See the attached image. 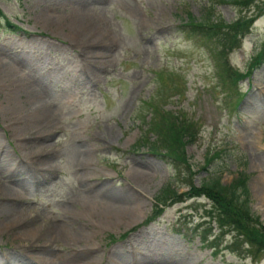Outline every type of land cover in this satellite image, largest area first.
<instances>
[{"label": "rangeland", "instance_id": "rangeland-1", "mask_svg": "<svg viewBox=\"0 0 264 264\" xmlns=\"http://www.w3.org/2000/svg\"><path fill=\"white\" fill-rule=\"evenodd\" d=\"M210 9L226 22L239 11L223 0H0V264H264L219 233L204 196L168 201L144 223L176 185L165 156L134 146L152 121L148 101L197 120L185 146L194 183L245 172L264 222V14L227 57L250 72L223 83L183 31L188 14ZM114 193L121 212L109 210ZM11 207L24 210L11 220Z\"/></svg>", "mask_w": 264, "mask_h": 264}, {"label": "trees", "instance_id": "trees-1", "mask_svg": "<svg viewBox=\"0 0 264 264\" xmlns=\"http://www.w3.org/2000/svg\"><path fill=\"white\" fill-rule=\"evenodd\" d=\"M223 1L233 4L239 10L232 21L226 22L219 16H215L210 9L201 16L199 21L188 14L189 22L183 24V31L189 38L200 40L204 44L212 62L218 69L217 72L221 73L220 79L223 83L227 80L236 83L246 77L250 71L234 70L227 60L228 54L241 45L244 36L250 32L254 20L264 14V0ZM6 26L17 28L9 20L6 21ZM261 58L262 54L253 63H259ZM148 102L153 110L152 121L148 125L147 132L142 134L134 146H141L145 143L150 151L162 157L165 156L175 170L173 181L176 185L169 182L158 192L154 199L153 210L144 223L159 215L162 206L167 205L168 201H176L184 198L183 196H204L210 202L205 212L208 219L216 223L219 233L232 231L234 240L246 243L249 253L254 258L264 254V222L251 210L246 173L240 171L228 184H224L221 179L215 177L196 185L192 180L196 172L193 170L185 146L196 139L197 120L194 121L185 112H171L161 106L153 105L152 101ZM218 153L219 151H215L212 155L216 156ZM209 157H204L206 163L211 160ZM177 185H182L187 189L184 192H177ZM202 233V241H207L208 237L213 234L212 227L210 226ZM215 239L208 242L210 247L216 246Z\"/></svg>", "mask_w": 264, "mask_h": 264}, {"label": "bare ground", "instance_id": "bare-ground-1", "mask_svg": "<svg viewBox=\"0 0 264 264\" xmlns=\"http://www.w3.org/2000/svg\"><path fill=\"white\" fill-rule=\"evenodd\" d=\"M85 15H86V14H85ZM80 19H81V17H80ZM81 20H82V19H81ZM79 23H80V22L77 21L76 25H78ZM84 24H85V23H84ZM79 25H80V24H79ZM79 25H78V27H79ZM82 26H83V25H80V27H82ZM91 29H92V28H91ZM92 30H93V29H92ZM92 30H91V31H92ZM81 31H82V30H81ZM93 34H95V33H93ZM90 35H91V34H90ZM92 36H93V35H92ZM98 36H99V35H98ZM88 37H89V36H87L86 38H88ZM90 37H91V36H90ZM90 37H89V38H90ZM97 40H98V39H97ZM99 40H100V39H99ZM7 76H13V75H12L11 72H7V71H6L5 75L3 74V75L1 76V77H3V79H4V82H5V81L9 82L10 78L7 79V78H6ZM11 78H12V77H11ZM13 78H14V77H13ZM12 80H13V79H12ZM5 83H6V82H5ZM10 84H11V83H10ZM34 102H35V101H34ZM36 104H37V103H36ZM38 104H39V102H38ZM41 105L43 106V104H41ZM37 106H38V105H37ZM40 107H41V106H40ZM40 107H39V108H40ZM43 108H44V107H43ZM35 110H36V107H35ZM48 111H49V110H48ZM46 112H47V111H46ZM16 115H17V114H16ZM47 115H48V114H47ZM31 119H32V118H31ZM48 126H49V125H48ZM36 127H37V126H36ZM42 127H44V126H42ZM37 128H39V127H37ZM51 133H52V132H51ZM45 134H46V133H45ZM47 134H48V133H47ZM42 135H43V134H42ZM42 135H41V136H42ZM36 136H37V135H36ZM44 136H45V135H44ZM105 140H106V139H105ZM39 146H40V145H39ZM43 148H44V147H43ZM45 148H46V147H45ZM78 150H79V149H78ZM74 151L76 152V149H75ZM80 151H81V150H80ZM38 152H39V151H38ZM50 152H51V151H50ZM77 152H78V151H77ZM81 152L83 153L84 151H81ZM41 153H42V152H41ZM43 153H44V151H43ZM71 154H72V151H71ZM79 155L81 156V153H80V152H79ZM84 159H85V157H84ZM79 160H81V159H79ZM45 162H46V161H45ZM82 162H83V161H82ZM87 164H88V163H87ZM42 165H43V164H42ZM42 165H41V166H42ZM78 165H79V164H78ZM82 165H83V164H82ZM47 166H48V165H47ZM88 171H89V170H88ZM83 175H84V174H83ZM140 177H141V175H138V176H137V178H139V179H140ZM3 186H4V185H3ZM0 187H1V186H0ZM12 190H13V189H12ZM12 190H11V191H12ZM2 192L4 193V196H5V197H8V198H9V197L12 196V195H10L9 192H7L6 190H3V189H2ZM11 193H12V192H11ZM110 195H111V194H110ZM116 195H117L116 193H114V195H111L112 197L114 196V200H115V201L112 202V201L110 200V205H111V206H110V209H109V210H112V211L114 210L115 212H121V208H122V206H121V204H120V203H121V201H120V196H116ZM118 195H119V194H118ZM14 197H15V196H14ZM116 198H118V200H116ZM85 201H86V200H85ZM83 204H84V203H83ZM89 205H90V204H89ZM94 205H96V204H94ZM80 206H82V205H80ZM123 206H124V204H123ZM107 207H109V206H107ZM25 209H26V208H25ZM81 209H82V208H81ZM88 209H89V208H88ZM88 209H87V210H88ZM3 210H4V211L7 210V211H8V212H7V216H8L9 218L11 217V218H10L11 220H14V218H17L18 215H20V214H19V210H20V213H21V212H23L24 209H17V210H16L15 208H12V207H11V208H8V209H6V210H5V209H3ZM82 210H83V209H82ZM89 210H90V209H89ZM123 210H124V209H123ZM4 211H3V212H4ZM3 212H2V213H3ZM24 212H25V211H24ZM21 214H22V213H21ZM63 217H64V216H63ZM64 218H65V217H64ZM64 218H63V219H64ZM15 220H16V219H15ZM12 222H13V221H12ZM63 222H65V221H63ZM5 224H6V223H5ZM5 224H4V225H5ZM18 224H19V223H18ZM14 225H15V224H14ZM0 226H1V225H0ZM55 226H56V225H55ZM57 227H58V226H57ZM1 229H2V228H1ZM6 229H7V228H6ZM12 229H13V228H12ZM63 230H64V229H63ZM26 231H28V230H26V228H22V229H21V232H25V233H26ZM34 234H35V233H34ZM57 234H58V233H57ZM25 235H26V234H25ZM22 236H23V235H22ZM37 236H38V235H37ZM52 237L54 238V236H52ZM61 237L63 238V236H61ZM79 237H80V236H79ZM43 238H44V237H43ZM22 239H23V238H22ZM71 239H72V238H71ZM24 240H25V239H24ZM63 240H64V239H63ZM78 240H79V239H78ZM64 241H65V240H64ZM70 241H71V240H70ZM75 242H76V241H75ZM78 242H79V241H78ZM82 242H83V240H82ZM70 243H71V242H70ZM72 243H74V242H72ZM81 244H82V243H81ZM72 245H73V244H72ZM72 245H71V246H72ZM77 245H78V244H77ZM73 247H74V246H73ZM52 260H53V259H52Z\"/></svg>", "mask_w": 264, "mask_h": 264}]
</instances>
